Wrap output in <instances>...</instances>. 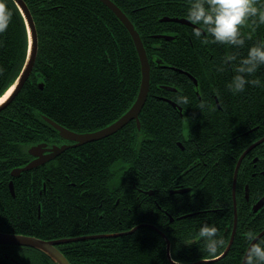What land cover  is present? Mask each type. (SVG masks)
Wrapping results in <instances>:
<instances>
[{"label": "trees", "instance_id": "1", "mask_svg": "<svg viewBox=\"0 0 264 264\" xmlns=\"http://www.w3.org/2000/svg\"><path fill=\"white\" fill-rule=\"evenodd\" d=\"M24 1L35 23L37 53L24 85L0 110V231L55 239L125 231L138 223H149L169 239L173 260L194 261L214 255L207 251L202 238L193 239L203 218L216 224L219 236L222 228L231 223L233 168L252 138L251 134L242 133L264 117V64L250 75L260 79L259 85L249 84L236 92L227 87L230 80L220 83L223 114L191 111L180 117L157 93L169 98L171 91L162 86L188 91L193 85L182 74L161 67L158 60L163 64L177 60L176 64L185 67L180 59L187 58L186 48L183 41L177 47L152 34L170 24L160 22L158 17L175 12L184 15L187 9L180 10L185 4L174 5L172 0H112L134 24L150 64L148 93L139 112L140 129L131 120L106 137L67 148L46 163L12 176L10 170L30 158L28 145L61 141L42 115L74 131L95 130L131 105L141 77L131 36L101 1ZM7 4L13 15L8 28L0 32V95L14 80L27 50L21 13L13 0H7ZM245 54L247 50H241L239 56ZM38 80L43 82L42 88L37 85ZM192 98L189 96V100ZM192 105L199 107L194 101ZM179 139L184 149L176 143ZM255 149L256 153L263 152L264 142ZM208 153H220L223 158L212 175L201 179ZM240 166H246L245 159ZM243 171L238 169L237 186ZM10 179L14 195L8 188ZM263 184L261 179L258 185ZM186 186L191 188L190 196L184 192L167 197L181 205L161 208L173 216L205 207L219 212L197 211L170 221L157 205H130L140 198L141 202L153 201L154 195L146 193L135 198L139 189L159 191L162 197L161 193L164 195L169 189ZM123 190L125 196L121 195ZM118 195L119 205H113ZM205 202L219 205H198ZM244 228L251 234L258 233L264 228V215L257 217L252 226L240 225L224 257L199 264H240L248 243L239 235ZM165 245L156 230L140 226L128 234L56 246L71 264H172ZM31 249L32 259L19 260L23 264H56L43 252ZM10 258L0 249V264H17Z\"/></svg>", "mask_w": 264, "mask_h": 264}, {"label": "flooded vegetation", "instance_id": "2", "mask_svg": "<svg viewBox=\"0 0 264 264\" xmlns=\"http://www.w3.org/2000/svg\"><path fill=\"white\" fill-rule=\"evenodd\" d=\"M172 1H173L174 5H176L177 3L185 4L184 5L185 8L183 10H180L182 12H184L185 9H187L189 4L191 3V0H185V1L184 0H172ZM257 3L259 5L260 0H257ZM180 11H177V12H180ZM175 13H173L172 15L164 14V15H161L160 17H158V20L160 22H169L170 24H168V26L166 27L167 29H163L162 31H158L156 33H153L152 35L158 39H164L167 41L170 40L173 43V45L177 46V47L180 46L181 41H183L184 47L186 48V51H187V58L180 59V62H184L186 66L182 67V66L176 64L177 60H175L173 63H169V64L160 63V60H158V63L163 68L168 67V69H170L172 72H174V73L177 72L179 74H182L184 77H186L191 82L193 87H192V89H190L188 91H186V90L184 91V90H179L178 86L167 85L169 87H172V89L166 88V89L171 91V93H170L171 97L168 98L164 94H158V93H157V96L160 99H163L165 101H167L166 99H168V100L174 102L175 106L172 103H170L169 101H167L168 103L171 104L172 108L179 114L180 117H182L183 114H186V113L191 112V111L192 112L199 111L203 115H205V114L221 115V114H223V112H225V108L221 105V102L219 100V93L221 92V88H222V85L220 83L222 81L228 82V80H231V78L234 74L235 66L240 62V59L244 57V56L243 57L239 56L241 50H247L248 51L249 46L256 43L257 41L264 40V23L257 24L254 22V18H249L248 22L243 26V33L245 35V42L243 45L236 46V45H230V44H226V43L214 42L210 37H208L207 39H204L201 37H196L193 33V30H192L193 24L191 21H189L187 19V16H186L187 11L184 13V15H181L179 13L175 14ZM164 17H166L167 19H164ZM181 19H183V20H181ZM133 26H134V24H133ZM160 35H166L168 38H164ZM177 40H179V41L177 42ZM155 46H157V45H155ZM228 54L234 55L235 59L230 61V62H225V57ZM149 69H150V64H149ZM194 74H196V76ZM162 87H164V86H162ZM178 92H181L184 95H186L188 97V102H191L192 104H193V101L197 102L199 104V107L198 106L196 107L190 103H186L185 107L182 104H178L176 101V96H177ZM189 96H193V98L191 100H189ZM245 130L242 134L249 133L252 135L250 142L246 146V147H248L249 145H251L252 143H254L255 141L259 140L261 137L264 136V117H263L262 122L256 123L253 126L248 127L246 131ZM254 130H256V133H253ZM237 135L238 134L233 135L232 139L234 137H236ZM190 140H191V138L185 139V141H187V142H189ZM41 142H45L47 147L54 143V142L53 143H47L46 141H41ZM63 142H67V141H64L61 138V141L60 140L56 141L55 144H61ZM263 142H264V139L261 140L260 142H258L257 144H255L253 147H251L243 155V157L241 158V160L239 162L238 169L241 168L244 171H243L242 178L238 182V186L236 185V180H235V188H234L235 214H234V207H233V192H232V183H231L232 219H231V223L226 224L225 227H223L221 232H220V236L222 238H224L226 240V242L224 243V245L220 251H218L216 254H214L210 257H206V258H212V257L219 255L224 250V248L226 247V245H227V243H228V241L232 235L231 244H230L227 252L222 256V257H224L228 253V251H229V249H230V247L234 241L236 233L240 230V225L243 223H246L248 226H252V223L254 221H256L257 217L261 216L262 214L264 215V186L261 187V185H258V182L261 179H264V151L263 152L258 151L256 153V149H255L258 145L262 144ZM176 143L180 146V149H184V144H182L180 139L177 140ZM73 147H75V146H73ZM68 148H70V147H68ZM243 150H242V152H243ZM240 154L238 155V157L235 161V164H236ZM57 155L46 160L42 164H44L47 161L55 158ZM31 158H33L32 155H30V158L27 160V162ZM205 158H206L205 159L206 162L204 161V163H203L204 167H205V168H203V170L204 169H206V170L203 171V175H202L201 179L205 178V176H207V175L213 174L212 170L217 165H219L223 156L220 155V153L219 154L216 153L215 156H214V154L211 155L208 153ZM244 159H245L246 166H240L241 162ZM193 165L194 164L192 163V165L189 166V169H191ZM234 168H235V165H234ZM234 168H233V171H234ZM189 169H187V170H189ZM238 169H237V173H238ZM237 173H236V178H237ZM243 177H244V179H243ZM232 178H233V174H232ZM9 181H8V183H9ZM12 187H13V182H12ZM189 187L190 186L169 189V191L166 194L162 195V193H161L162 197H160L159 191H153L152 189L151 190L139 189V190H137L138 193L135 195V198L138 199L139 195L141 193H146V194L154 195L153 201L141 202L142 198H140V200L137 201V203H133L130 205H157V207L160 210H162L163 215H166L170 221L178 220L179 218L186 217V216L191 215L197 211L212 210V211L219 212V209L205 207V208H201L198 210H189V211H186L185 213L173 216L171 214V212L169 213L167 211V209L161 208V205H181V203L174 202V200H171V201L167 200L168 199L167 197H168V195H171V194H175V193L183 194L184 192H187L190 196V194H192V191L189 192L191 189ZM8 188H9V185H8ZM42 189H43V191H45V183H43ZM176 189H184V190L183 191H177ZM9 191H10V189H9ZM163 191H165V190H163ZM10 193H11V191H10ZM122 194L124 196L126 195V194H124V190L121 192V195ZM12 195H14V188H13V194ZM119 199H120V196L118 195L115 198V202L113 203V205H119ZM120 205H121V207L124 206L121 203H120ZM198 205H219V204L218 203L209 204V203L205 202V203L198 204ZM235 215H236V218H235V224H234V216ZM205 221L211 222L210 220L203 218L202 222H205ZM239 235L242 236L244 239H246V238H248L249 235H252V234H251V231L249 229L246 230L244 228V229H241ZM197 239H198V235L195 236L193 240L196 241ZM193 240L190 239V241H193ZM0 245H12V244H0ZM26 247H28V246H26ZM246 247H247V245L245 246L244 251L246 250ZM169 252H170V248H169ZM170 256H171V253H170ZM222 257H220V258H222ZM220 258H218V259H220ZM198 260H200V259H198ZM194 261H197V260H194ZM194 261H177V263H190V262H194ZM171 263L174 264L173 262H171ZM197 264H199V263H197Z\"/></svg>", "mask_w": 264, "mask_h": 264}, {"label": "water", "instance_id": "3", "mask_svg": "<svg viewBox=\"0 0 264 264\" xmlns=\"http://www.w3.org/2000/svg\"><path fill=\"white\" fill-rule=\"evenodd\" d=\"M101 1L105 6H107L113 14L119 19V21L123 24V26L128 31L129 35L131 36V39L134 43L139 63H140V83L139 88L136 94L135 99L131 103V105L122 113L120 114L116 119L111 121L110 123L97 128L95 130L91 131H74L71 129H68L57 122L53 121L49 117L42 115V117L58 132V135L67 142H63L61 144H51L50 146H46L45 142H37L33 143L27 146V153L29 155H32L33 158H31L28 162H26L24 165L14 167L10 170V174L12 176H18L19 173L23 170H28L32 167H35L39 164H42L46 160L54 157L64 149L68 147L78 146L86 142L95 141L100 138L106 137L115 131L119 130L122 126H124L126 123H128L130 120L135 121V125L137 130L140 129V120L138 118V114L146 100L148 88H149V61L146 55L145 48L143 46V43L141 41V38L137 32V30L134 28L132 22L127 17V15L112 1V0H99ZM16 7L18 8L19 12L21 13V16L23 18L25 28L27 31V50L26 55L24 58V61L22 63V66L20 70L18 71L17 75L15 76L12 83L4 90V92L0 95V110L5 108L17 95V93L20 91L22 86L24 85L25 81L29 77L36 53H37V32L35 28V23L32 18V15L30 13V10L25 3L24 0H13ZM164 19H167L164 17ZM183 20V19H181ZM164 38H168L166 35H160ZM194 79V78H193ZM195 81V80H194ZM196 82V81H195ZM37 85L42 88L43 82L41 80L37 81ZM165 88L172 89V87L164 86ZM9 90V91H8ZM8 91V93H6ZM170 103H172L175 106V103L166 99ZM264 139V136L261 137L259 140L255 141L248 147H246L243 152L240 154L233 171V178H232V192H233V207H234V214H235V200H234V188H235V180H236V173L238 169L239 162L243 155L255 144L260 142ZM9 189L11 193L13 194V187H12V181L10 180L9 183ZM177 191H183L184 189H176ZM235 218L234 216V224H235ZM140 226H148L156 230L165 240V251L166 256L168 260L174 263L170 256L169 248L170 243L167 236L159 230L155 225L149 224V223H138L135 226H133L131 229L125 230V231H119V232H109V233H96V234H88V235H81V236H75V237H61V238H55V239H42L35 236L25 235V234H16V233H10V232H4L0 231V244H12V245H20V246H29L32 248H35L41 252H43L48 258H50L54 263L56 264H71L69 260L66 258V256L56 247L59 243H65L69 241H75V240H81L86 238H96V237H110V236H117L122 234H128L133 232L136 228ZM264 234V228H262L258 233L255 235L259 238ZM232 241V235L224 248V250L217 256L212 258H204L200 259L194 262L190 263H177V264H197L201 262H211L214 261L220 257H222L228 250L230 244ZM10 260L14 261L17 264H23L17 259L10 258Z\"/></svg>", "mask_w": 264, "mask_h": 264}, {"label": "clouds", "instance_id": "4", "mask_svg": "<svg viewBox=\"0 0 264 264\" xmlns=\"http://www.w3.org/2000/svg\"><path fill=\"white\" fill-rule=\"evenodd\" d=\"M12 10L7 0H0V32H4L12 18ZM187 19L193 24V33L196 37L230 45H243L245 35L243 26L249 18L254 22L264 23V0H191L187 8ZM235 56L228 54L225 62H230ZM264 64V40L257 41L249 46L247 55L240 59L234 68V74L227 87L239 92L249 84L259 85V78H250L260 65ZM178 104L188 103V97L181 92L177 93ZM215 223L205 221L200 224L198 237L203 239L207 251L216 254L224 243ZM246 250L242 253L240 264H264V237L258 238L255 234L247 238ZM174 259V264H177Z\"/></svg>", "mask_w": 264, "mask_h": 264}, {"label": "rangeland", "instance_id": "5", "mask_svg": "<svg viewBox=\"0 0 264 264\" xmlns=\"http://www.w3.org/2000/svg\"><path fill=\"white\" fill-rule=\"evenodd\" d=\"M0 249L3 250L5 255L24 262H29L34 254L31 248H22L15 245H4Z\"/></svg>", "mask_w": 264, "mask_h": 264}, {"label": "bare ground", "instance_id": "6", "mask_svg": "<svg viewBox=\"0 0 264 264\" xmlns=\"http://www.w3.org/2000/svg\"><path fill=\"white\" fill-rule=\"evenodd\" d=\"M8 91H9V90H8ZM8 91H7L6 93H8ZM2 98H3V97H2ZM2 98H0V99H2ZM138 118H139V114H138ZM115 119H116V118H115ZM132 120H133V119H132ZM130 121H131V120H130ZM134 122H135V121H134ZM122 127H123V126H122ZM122 127H121V128H122Z\"/></svg>", "mask_w": 264, "mask_h": 264}]
</instances>
